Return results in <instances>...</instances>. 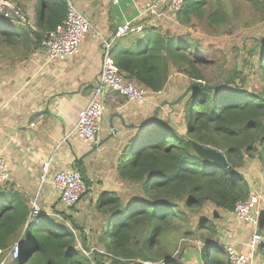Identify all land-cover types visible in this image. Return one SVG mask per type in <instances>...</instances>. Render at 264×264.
<instances>
[{
    "label": "trees",
    "instance_id": "trees-1",
    "mask_svg": "<svg viewBox=\"0 0 264 264\" xmlns=\"http://www.w3.org/2000/svg\"><path fill=\"white\" fill-rule=\"evenodd\" d=\"M244 1L263 21L264 0ZM229 7L228 0H184L175 16L184 22L194 16L220 33H231L238 24ZM34 14L35 31L0 25V42L41 44L47 32L64 20L65 0H35ZM141 24V36L111 49L118 72L152 93L163 90L172 70L187 77V86L198 84L179 102L165 103L158 111L153 108L123 146L116 164L123 187L101 192L84 214L100 232L102 250L91 247L86 253L80 248L90 243L81 227L84 215L74 220L64 210L60 219L39 216L29 223L27 201L0 185V251L14 242L19 248L17 258L8 254L10 264H182V250L192 240L203 243L204 264H219L212 258L216 253L225 255L223 244L212 241L218 214L208 218L199 213L206 205L232 212L236 202L250 195L251 187L238 170L245 158L256 159L264 171V29L259 36L245 37L239 66L223 82L213 83L201 68L207 59L196 40ZM252 76L257 82H247ZM180 120L182 131L175 127ZM193 141L220 150L228 167L199 157ZM124 182L130 185L127 193ZM58 198L72 211L74 205L62 202L60 194ZM195 214H199L196 221ZM36 225L39 230L34 233ZM75 231L83 246L78 245Z\"/></svg>",
    "mask_w": 264,
    "mask_h": 264
},
{
    "label": "crops",
    "instance_id": "crops-1",
    "mask_svg": "<svg viewBox=\"0 0 264 264\" xmlns=\"http://www.w3.org/2000/svg\"><path fill=\"white\" fill-rule=\"evenodd\" d=\"M151 1L75 0L77 7L92 26L79 44L77 53L62 59L49 60L41 44L32 40H19L12 47L11 54L4 59L0 72V154L6 161L9 181L0 185L21 194L29 207L36 198V204L42 212L40 218L60 219L64 210L69 215L71 212L75 216L84 215L85 208L91 210L101 192L117 190L119 179L116 164L125 143L150 112L155 111L154 109L162 110L165 103L172 102L170 99L165 102L158 99L163 91H168L167 98L181 95L182 90L179 94L176 90L170 91L167 83L160 93L150 92L144 103L128 101L116 92L106 91L103 111L107 112L109 126H104L105 138L102 140L99 132L93 152L88 153L90 150L73 132L77 112L89 102L99 78L103 41L110 42L112 49L118 42L141 36V22L159 20L164 16L166 7L163 8L161 17L145 16L136 21L141 26L140 31L117 38L114 32L118 25L129 20H138V15ZM20 2L27 8V17L34 27L30 31L33 32L36 30L35 0ZM173 15L175 16V12ZM12 23L27 28L17 21ZM111 60L114 63L112 57ZM173 72L176 71L172 70L170 74ZM119 115L123 117L125 126L121 125ZM102 116L103 114L101 119ZM110 124L116 129L114 135ZM45 163H48L47 170L41 182ZM64 168L79 171L84 184L90 188L84 198L89 197L87 202L91 203L86 204L79 200L70 211L59 201V193L52 186L51 180ZM259 179L261 176L256 180ZM247 183L249 184L248 181ZM249 185L251 189L261 188L264 192L262 180ZM258 209L260 219L264 218V196ZM215 214L219 217L214 220L217 229L212 241L219 242L224 247L230 244L236 251L248 255L250 252L247 242L254 227L241 222L231 212L218 209ZM83 218L84 224L88 218L86 215ZM258 226V231L264 236V221L259 220ZM202 245L198 240L188 241V247L182 250L181 263H204L201 256ZM252 258L254 264H264V242L258 246ZM216 260H219V264H228V254L221 256L216 253L212 261Z\"/></svg>",
    "mask_w": 264,
    "mask_h": 264
},
{
    "label": "built area",
    "instance_id": "built-area-1",
    "mask_svg": "<svg viewBox=\"0 0 264 264\" xmlns=\"http://www.w3.org/2000/svg\"><path fill=\"white\" fill-rule=\"evenodd\" d=\"M184 0H152L151 3L138 15V20H129L115 29L114 36L125 37L134 31H140L141 26L135 25L145 16L161 17L163 8L166 7L173 12H177L183 5ZM66 16L64 20L54 29L47 32L41 46L46 52L49 60L62 59L77 53L79 44L84 36L92 29L88 18L79 10L75 0H65ZM0 16L9 21H17L20 24L34 30L29 21L26 9L19 3L12 0H0ZM111 43H102V64L98 81L93 87L89 102L77 112L76 122L73 132L81 139L86 148L91 149L95 146L100 129V118L103 111V98L106 91H113L124 96L128 101L144 103L150 91L144 86L137 85L131 80L125 79L111 60ZM221 152L220 150H218ZM48 163L43 166V173L40 177L41 182L45 178ZM9 181V172L6 161L0 154V184ZM52 186L60 194L62 202L68 206L77 203L82 195L90 188L84 184L82 176L76 169L64 168L59 170L51 180ZM264 196L261 188H252L250 195L235 203L231 212L241 222L250 224L254 227L247 242L249 254L236 251L232 245H225L228 254V264H254L252 255L258 246L264 242V236L258 231L260 220L259 205ZM36 204V198L31 201L28 222H35L41 215ZM19 252L18 242L9 248L12 258H17ZM3 260L1 261L2 264ZM142 264H162L150 261H141ZM204 264V263H202Z\"/></svg>",
    "mask_w": 264,
    "mask_h": 264
},
{
    "label": "rangeland",
    "instance_id": "rangeland-1",
    "mask_svg": "<svg viewBox=\"0 0 264 264\" xmlns=\"http://www.w3.org/2000/svg\"><path fill=\"white\" fill-rule=\"evenodd\" d=\"M16 3L24 5L21 2ZM228 5L230 6L229 8L231 9V12H234L233 17L234 20H236V24H238L237 29H235L231 33H220L216 31L213 27L206 25L202 19L196 18L194 16H191L188 22L178 21L176 19V16L173 15L174 12L172 10H169L168 8H166L164 16L160 18L161 20L159 18V20H152L150 24L159 26L161 31L167 30L174 34L187 35L189 38L196 40L197 44L202 48L203 54H205V59H207L204 63L202 62L201 68L203 69L205 75L208 77L209 80L211 79L213 83H219L223 82V80L227 78L228 72L230 70L239 66V62L241 60V48L243 43H246L248 39V37H245L250 35L259 36L262 30L264 29V20L261 21V19L259 18V14L255 10H253L244 0H228ZM24 7L26 6L24 5ZM219 12L222 13V10L219 9ZM0 25L3 27L6 25L16 26L12 23V21L3 19L1 16ZM12 47L13 46L5 45L4 43L0 42V72L3 68L4 59L8 56V54H11L12 52ZM252 77H249V80L247 82H257V77ZM187 85V77L180 73L173 72L168 77V88H170V91L176 90L177 94H179L181 90L182 94L188 87ZM167 93L168 91H163L161 93V98L158 99L164 102L168 99H170V101H174L181 96L180 95L178 97H175L176 99L174 97L167 98ZM106 113V110H104L102 113V119L100 118L101 121L99 135L102 137V140L105 138L104 126H109ZM180 121L179 123L177 122L175 125L176 130L178 131H182L183 129L182 121ZM256 161L257 160H254L252 158H245L244 164L238 168V170L242 172L249 184L257 183V181L260 180L264 182V172L263 170H261L260 163ZM259 176H261V179L256 180ZM119 186L123 187V183L121 182V180H119ZM124 186L126 187L127 193V187L130 185L124 182ZM88 191L90 190H87L85 194H87ZM84 195H82L79 200H82V202L86 204L91 203V201L87 202L89 197L84 198ZM79 200L77 202H79ZM261 207L263 206L261 205ZM216 210L217 209L213 208V206L206 205L199 214L205 215L208 218H213ZM86 211L89 210L85 208V212ZM198 215L195 214L193 216L194 221L197 220ZM71 216H73L72 218H74V220H80V214L75 216L74 213L71 212ZM63 220H65L66 223L68 222L66 219ZM93 222V220H86L85 225L83 223L81 224L84 236L85 228L87 230V235L89 236L90 240V243H88L89 247L88 245L83 246V244L81 243L80 233L78 231H75L78 245L83 246L84 248H80L86 253H91V251H87L91 250V247H93L92 250L103 249L102 245L99 243L100 232L95 230V225L93 226ZM96 229H98V227H96ZM33 230V232L36 233L39 230V227L36 225L34 226ZM8 254L9 249L0 251V264L2 260V264H10ZM103 260H105L106 262L109 261V259L106 257H104Z\"/></svg>",
    "mask_w": 264,
    "mask_h": 264
},
{
    "label": "water",
    "instance_id": "water-1",
    "mask_svg": "<svg viewBox=\"0 0 264 264\" xmlns=\"http://www.w3.org/2000/svg\"><path fill=\"white\" fill-rule=\"evenodd\" d=\"M197 84L198 83H194L192 85H197ZM192 85L188 86L186 88V90L181 94V96L178 99H176L175 101L179 102L181 99H183L185 97V95L190 91ZM118 118H119V120L121 122V125L125 126L123 117L121 115H119ZM110 123H111V119H110ZM110 126H111V129H112V135H114L116 133V129L113 128L112 124H110ZM191 145H192L193 150L195 151V153L199 157H201V158H203L205 160H209V161H211V162H213L215 164L224 166L225 168L228 167V162H227L225 156L221 152H219L217 149H215L213 147H210L208 145L197 143L195 141L191 142ZM89 150L90 151L88 153L93 152L94 147L89 149Z\"/></svg>",
    "mask_w": 264,
    "mask_h": 264
}]
</instances>
